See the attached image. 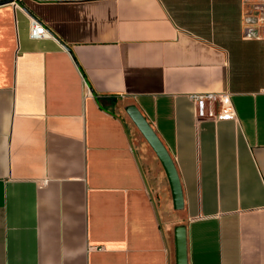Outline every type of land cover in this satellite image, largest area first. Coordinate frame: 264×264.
<instances>
[{"label":"crops","instance_id":"1","mask_svg":"<svg viewBox=\"0 0 264 264\" xmlns=\"http://www.w3.org/2000/svg\"><path fill=\"white\" fill-rule=\"evenodd\" d=\"M0 1V264H174L124 101L174 159L189 264H264L262 0Z\"/></svg>","mask_w":264,"mask_h":264},{"label":"water","instance_id":"2","mask_svg":"<svg viewBox=\"0 0 264 264\" xmlns=\"http://www.w3.org/2000/svg\"><path fill=\"white\" fill-rule=\"evenodd\" d=\"M2 2L4 1H0V3ZM125 110L159 158L169 181L174 208L183 209L182 185L172 155L136 104L127 105ZM174 247L175 264H189L187 226L185 224L174 227Z\"/></svg>","mask_w":264,"mask_h":264},{"label":"rangeland","instance_id":"3","mask_svg":"<svg viewBox=\"0 0 264 264\" xmlns=\"http://www.w3.org/2000/svg\"><path fill=\"white\" fill-rule=\"evenodd\" d=\"M128 102L129 101H124L122 103H119L118 108L120 109L121 114L124 115V117L127 119L130 125L132 136L136 143L137 148L142 154H144L147 161L149 159L148 170L150 176L152 177L151 179L152 190L155 194L156 200L158 201V204H160L161 208L163 207V209L165 210L164 214H166L168 220H172L173 223L179 225V223L177 222H180V220H182L181 216H179L181 210L178 211V210H174L173 208L171 202V189L169 187L164 168L159 158L157 157L156 153L148 143V141L145 139V137L142 135V133L139 131L135 123L132 121V119L129 117L126 110L124 109V106ZM174 255H175V251L173 247V261H174Z\"/></svg>","mask_w":264,"mask_h":264},{"label":"built area","instance_id":"4","mask_svg":"<svg viewBox=\"0 0 264 264\" xmlns=\"http://www.w3.org/2000/svg\"><path fill=\"white\" fill-rule=\"evenodd\" d=\"M261 2L264 9V0ZM15 5L19 7L17 3ZM30 35L33 38L52 36L45 25L34 17L31 18ZM190 98L195 104L198 119L231 120L237 118L229 92L192 93Z\"/></svg>","mask_w":264,"mask_h":264}]
</instances>
